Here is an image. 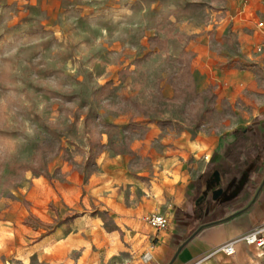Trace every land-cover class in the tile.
<instances>
[{"label":"rangeland","instance_id":"obj_1","mask_svg":"<svg viewBox=\"0 0 264 264\" xmlns=\"http://www.w3.org/2000/svg\"><path fill=\"white\" fill-rule=\"evenodd\" d=\"M260 21L264 0H0V264L143 257L176 149L247 73L264 91Z\"/></svg>","mask_w":264,"mask_h":264},{"label":"crops","instance_id":"obj_2","mask_svg":"<svg viewBox=\"0 0 264 264\" xmlns=\"http://www.w3.org/2000/svg\"><path fill=\"white\" fill-rule=\"evenodd\" d=\"M241 79L246 93L240 95L238 113L228 112L225 123L214 117L207 129L198 130L176 149L170 188L161 198H167V208L142 204L137 210V217L142 216L144 250L150 244L154 247L149 260L140 257L133 264H264V248L237 240L264 224V91L252 93L254 82L249 73ZM237 97L226 88L218 96L230 101L231 107ZM254 124L260 137L241 151L235 161L240 166H234L229 154L231 150L234 156L235 150L224 135ZM221 187L222 193L214 199V190ZM173 205L178 209L175 215L168 213ZM152 212L168 215L166 229L155 232L145 221ZM235 239L232 254L219 249Z\"/></svg>","mask_w":264,"mask_h":264},{"label":"built area","instance_id":"obj_3","mask_svg":"<svg viewBox=\"0 0 264 264\" xmlns=\"http://www.w3.org/2000/svg\"><path fill=\"white\" fill-rule=\"evenodd\" d=\"M264 23L260 21L258 26L261 28V33H264L263 28ZM264 49V43L258 46V50ZM145 221L153 228L155 232H160L166 229L169 225V217L163 212H152L145 217ZM237 240H243L248 244H253L258 248H264V224L258 226L257 228L246 232L242 236H240ZM235 240H231L225 245L221 246L219 249L223 250L227 254H232L234 252V242ZM154 244H150L148 246V250L143 256L145 260L150 259V251L153 249Z\"/></svg>","mask_w":264,"mask_h":264},{"label":"trees","instance_id":"obj_4","mask_svg":"<svg viewBox=\"0 0 264 264\" xmlns=\"http://www.w3.org/2000/svg\"><path fill=\"white\" fill-rule=\"evenodd\" d=\"M224 137L230 139L229 142L231 144L232 150H235V154L234 156H231L232 151L230 150L229 157L232 159L234 158V162L232 163H234V166L236 165L237 167H239V162L238 164H235V161H239V154L241 153V151L250 146L254 142L255 138L260 137V133L257 130L256 124H254L251 126L234 129L230 133L225 134ZM212 158L213 155L211 156L208 164L211 162Z\"/></svg>","mask_w":264,"mask_h":264},{"label":"water","instance_id":"obj_5","mask_svg":"<svg viewBox=\"0 0 264 264\" xmlns=\"http://www.w3.org/2000/svg\"><path fill=\"white\" fill-rule=\"evenodd\" d=\"M222 191H223V188L222 187L221 188H217L216 190H214V192H213V198L214 199L218 198L220 196V194L222 193Z\"/></svg>","mask_w":264,"mask_h":264}]
</instances>
